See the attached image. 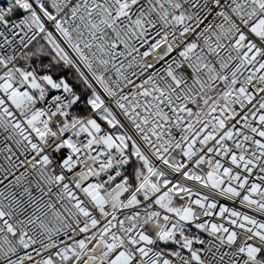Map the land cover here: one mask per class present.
I'll use <instances>...</instances> for the list:
<instances>
[{
	"label": "snow or ice",
	"instance_id": "obj_1",
	"mask_svg": "<svg viewBox=\"0 0 264 264\" xmlns=\"http://www.w3.org/2000/svg\"><path fill=\"white\" fill-rule=\"evenodd\" d=\"M0 264H264V0H0Z\"/></svg>",
	"mask_w": 264,
	"mask_h": 264
}]
</instances>
